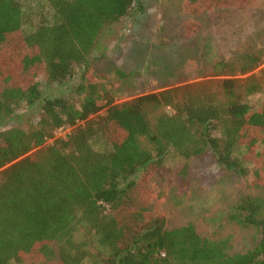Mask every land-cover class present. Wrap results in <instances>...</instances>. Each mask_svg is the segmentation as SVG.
<instances>
[{
  "label": "trees",
  "instance_id": "16d2710c",
  "mask_svg": "<svg viewBox=\"0 0 264 264\" xmlns=\"http://www.w3.org/2000/svg\"><path fill=\"white\" fill-rule=\"evenodd\" d=\"M41 1L46 14L0 0V123L17 108L34 116L27 127H0V264H264V195L242 194L226 210L227 220L259 233L230 253L229 237H206L191 223L167 228L162 194L147 179L170 152L208 155L242 177L252 160L264 164V99L252 107L234 77L257 66L256 54L215 62L227 76L220 80L114 104L103 101L91 64L104 29L144 0ZM255 2L264 0H183L182 9ZM42 71L59 84L78 73L76 95L45 96Z\"/></svg>",
  "mask_w": 264,
  "mask_h": 264
},
{
  "label": "rangeland",
  "instance_id": "374dc122",
  "mask_svg": "<svg viewBox=\"0 0 264 264\" xmlns=\"http://www.w3.org/2000/svg\"><path fill=\"white\" fill-rule=\"evenodd\" d=\"M182 1L144 0L143 10H132L104 29L97 52L102 56L91 64L94 79L104 94L103 101L112 97L114 104H121L142 94L186 83L220 80L227 76L213 70L215 62L256 54L259 63L253 70L234 75L239 84L237 91L256 108L264 99V3L221 6L193 14L182 9ZM25 3L47 13L41 0ZM36 79L45 96H73L80 77L77 73L59 84L49 82L42 71ZM254 82L259 88L247 92ZM32 113V109L17 108L13 117L1 120L0 127H27L34 117ZM69 130L61 129L56 135L63 136ZM141 143L152 147L144 138ZM94 147L100 145L94 143ZM248 164V175L242 177L220 169L208 155L182 158L170 152L158 170L147 177L162 194L160 210L165 226L191 223L206 237H229L230 253L250 248L259 237L257 228H242L226 219V210L242 194L264 195L262 157Z\"/></svg>",
  "mask_w": 264,
  "mask_h": 264
}]
</instances>
